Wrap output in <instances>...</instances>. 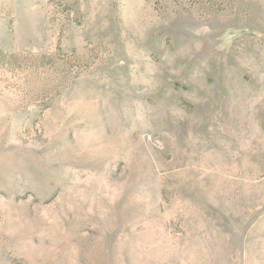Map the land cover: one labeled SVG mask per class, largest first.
Returning a JSON list of instances; mask_svg holds the SVG:
<instances>
[{"label":"rangeland","instance_id":"obj_1","mask_svg":"<svg viewBox=\"0 0 264 264\" xmlns=\"http://www.w3.org/2000/svg\"><path fill=\"white\" fill-rule=\"evenodd\" d=\"M0 264H264V0H0Z\"/></svg>","mask_w":264,"mask_h":264}]
</instances>
